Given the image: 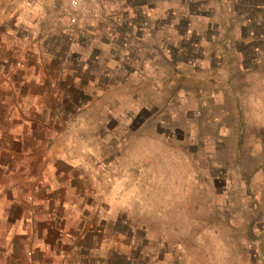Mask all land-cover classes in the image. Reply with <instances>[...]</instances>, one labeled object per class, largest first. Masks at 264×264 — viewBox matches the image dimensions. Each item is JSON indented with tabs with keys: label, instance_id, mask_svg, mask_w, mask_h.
Segmentation results:
<instances>
[{
	"label": "rangeland",
	"instance_id": "1",
	"mask_svg": "<svg viewBox=\"0 0 264 264\" xmlns=\"http://www.w3.org/2000/svg\"><path fill=\"white\" fill-rule=\"evenodd\" d=\"M62 1L0 0L4 177L63 194L71 264H264V0Z\"/></svg>",
	"mask_w": 264,
	"mask_h": 264
},
{
	"label": "crops",
	"instance_id": "2",
	"mask_svg": "<svg viewBox=\"0 0 264 264\" xmlns=\"http://www.w3.org/2000/svg\"><path fill=\"white\" fill-rule=\"evenodd\" d=\"M16 140L0 134V264L84 263L82 243L88 239L77 220L69 221L63 194H50L45 181L38 189L39 185L21 186L18 178L4 177L17 166L13 155L23 150ZM30 250L33 263L27 261Z\"/></svg>",
	"mask_w": 264,
	"mask_h": 264
},
{
	"label": "built area",
	"instance_id": "3",
	"mask_svg": "<svg viewBox=\"0 0 264 264\" xmlns=\"http://www.w3.org/2000/svg\"><path fill=\"white\" fill-rule=\"evenodd\" d=\"M89 2L90 0H63L59 4V10L68 17L71 23L75 24L78 22L79 13H82V15H86L87 13L94 16L97 15V10H98L97 3L93 7V10L90 13L89 11H87ZM10 75H11L10 71L4 74L6 78H9ZM27 261L29 263L34 262V253L31 250L27 252Z\"/></svg>",
	"mask_w": 264,
	"mask_h": 264
}]
</instances>
